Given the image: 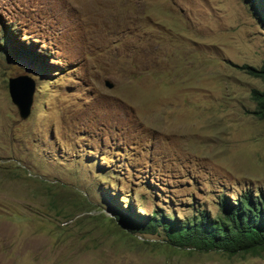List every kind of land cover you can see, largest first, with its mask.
<instances>
[{
  "label": "rangeland",
  "instance_id": "rangeland-1",
  "mask_svg": "<svg viewBox=\"0 0 264 264\" xmlns=\"http://www.w3.org/2000/svg\"><path fill=\"white\" fill-rule=\"evenodd\" d=\"M263 61L246 0H0V264H264L116 219L264 192Z\"/></svg>",
  "mask_w": 264,
  "mask_h": 264
},
{
  "label": "trees",
  "instance_id": "trees-1",
  "mask_svg": "<svg viewBox=\"0 0 264 264\" xmlns=\"http://www.w3.org/2000/svg\"><path fill=\"white\" fill-rule=\"evenodd\" d=\"M251 14L264 27V1L246 0ZM247 74L258 78L263 89H252L258 116H264V61L259 67L243 65ZM158 212L136 221L128 215L116 219L131 232L154 234L161 229L172 245L193 246L199 250H221L228 254L256 253L264 249V192L245 190L235 199L223 198L215 214L197 211L184 221L171 219Z\"/></svg>",
  "mask_w": 264,
  "mask_h": 264
},
{
  "label": "water",
  "instance_id": "water-1",
  "mask_svg": "<svg viewBox=\"0 0 264 264\" xmlns=\"http://www.w3.org/2000/svg\"><path fill=\"white\" fill-rule=\"evenodd\" d=\"M108 88L113 87L109 81L105 82ZM8 91L12 102L18 109L19 116L25 119L31 112L35 80L28 74L10 77L8 79Z\"/></svg>",
  "mask_w": 264,
  "mask_h": 264
}]
</instances>
